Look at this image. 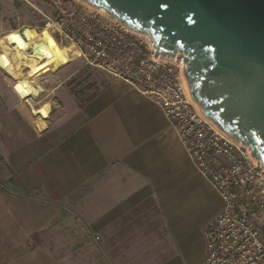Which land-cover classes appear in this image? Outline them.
Wrapping results in <instances>:
<instances>
[{
  "label": "crops",
  "instance_id": "0c3cea01",
  "mask_svg": "<svg viewBox=\"0 0 264 264\" xmlns=\"http://www.w3.org/2000/svg\"><path fill=\"white\" fill-rule=\"evenodd\" d=\"M77 73L23 100L0 71V264H201L218 194L154 102L108 76L80 99Z\"/></svg>",
  "mask_w": 264,
  "mask_h": 264
},
{
  "label": "built area",
  "instance_id": "2783aa9c",
  "mask_svg": "<svg viewBox=\"0 0 264 264\" xmlns=\"http://www.w3.org/2000/svg\"><path fill=\"white\" fill-rule=\"evenodd\" d=\"M43 30L59 45H72L84 66L125 83L161 109L193 167L222 201L205 229L201 264H264V171L201 118L188 98L182 65L156 57L147 39L88 5L45 18Z\"/></svg>",
  "mask_w": 264,
  "mask_h": 264
},
{
  "label": "water",
  "instance_id": "95a60500",
  "mask_svg": "<svg viewBox=\"0 0 264 264\" xmlns=\"http://www.w3.org/2000/svg\"><path fill=\"white\" fill-rule=\"evenodd\" d=\"M182 65L203 120L264 171V0H78Z\"/></svg>",
  "mask_w": 264,
  "mask_h": 264
},
{
  "label": "bare ground",
  "instance_id": "6f19581e",
  "mask_svg": "<svg viewBox=\"0 0 264 264\" xmlns=\"http://www.w3.org/2000/svg\"><path fill=\"white\" fill-rule=\"evenodd\" d=\"M16 33L20 34L18 31L9 32L0 38V69L15 81L14 91L23 100L38 96L41 92L33 81L47 73L59 71L80 57L72 45L55 43L45 30L40 33L25 30L20 37ZM31 110L37 120H46L50 108L43 105Z\"/></svg>",
  "mask_w": 264,
  "mask_h": 264
},
{
  "label": "rangeland",
  "instance_id": "374dc122",
  "mask_svg": "<svg viewBox=\"0 0 264 264\" xmlns=\"http://www.w3.org/2000/svg\"><path fill=\"white\" fill-rule=\"evenodd\" d=\"M83 7H86V4L78 0H0V38L9 32H17L22 28L39 33L44 27L45 18H56ZM23 33L16 34L20 37ZM45 36L49 38L46 33ZM70 65L79 69V73L69 82V86L80 99H85L98 89L103 83L101 78L111 77L102 71L84 66L83 61L80 59ZM56 72L48 73L47 76L50 74V77H53ZM5 75L7 74L5 73ZM47 76L39 77L36 83L33 81L35 86L41 85V79ZM8 78L11 80L13 87L15 81L10 76Z\"/></svg>",
  "mask_w": 264,
  "mask_h": 264
},
{
  "label": "trees",
  "instance_id": "16d2710c",
  "mask_svg": "<svg viewBox=\"0 0 264 264\" xmlns=\"http://www.w3.org/2000/svg\"><path fill=\"white\" fill-rule=\"evenodd\" d=\"M92 96V95H91ZM91 96H88L86 99H89Z\"/></svg>",
  "mask_w": 264,
  "mask_h": 264
}]
</instances>
